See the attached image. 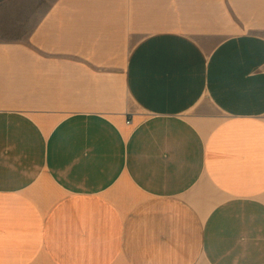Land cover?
<instances>
[{"label":"crops","instance_id":"1","mask_svg":"<svg viewBox=\"0 0 264 264\" xmlns=\"http://www.w3.org/2000/svg\"><path fill=\"white\" fill-rule=\"evenodd\" d=\"M0 25V264H264V0Z\"/></svg>","mask_w":264,"mask_h":264},{"label":"rangeland","instance_id":"2","mask_svg":"<svg viewBox=\"0 0 264 264\" xmlns=\"http://www.w3.org/2000/svg\"><path fill=\"white\" fill-rule=\"evenodd\" d=\"M42 1H44V0H42ZM2 29H6L5 27H2L1 25H0V30H2ZM1 32V31H0Z\"/></svg>","mask_w":264,"mask_h":264}]
</instances>
